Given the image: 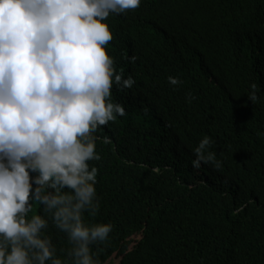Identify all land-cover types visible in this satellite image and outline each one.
<instances>
[{"label":"trees","instance_id":"1","mask_svg":"<svg viewBox=\"0 0 264 264\" xmlns=\"http://www.w3.org/2000/svg\"><path fill=\"white\" fill-rule=\"evenodd\" d=\"M105 23L116 72L135 83L113 84L126 115L93 133L98 208L83 218L112 225L93 258L264 264V0H141ZM205 136L219 168L192 166ZM32 214L48 215L38 203ZM44 235L71 264L50 219Z\"/></svg>","mask_w":264,"mask_h":264},{"label":"clouds","instance_id":"2","mask_svg":"<svg viewBox=\"0 0 264 264\" xmlns=\"http://www.w3.org/2000/svg\"><path fill=\"white\" fill-rule=\"evenodd\" d=\"M140 4L0 0V264H65L44 235L49 219L72 244L71 264H97L91 245L112 225L83 218L98 208L93 133L126 115L110 99L113 84L135 83L117 74L105 49L113 39L105 20ZM212 143L205 136L193 149V168L220 167ZM34 203L48 215H29Z\"/></svg>","mask_w":264,"mask_h":264},{"label":"rangeland","instance_id":"3","mask_svg":"<svg viewBox=\"0 0 264 264\" xmlns=\"http://www.w3.org/2000/svg\"><path fill=\"white\" fill-rule=\"evenodd\" d=\"M147 123L152 124L153 121H151L150 119H147Z\"/></svg>","mask_w":264,"mask_h":264}]
</instances>
